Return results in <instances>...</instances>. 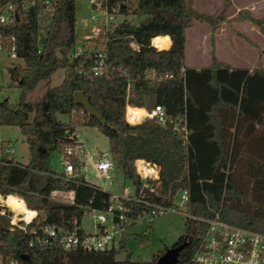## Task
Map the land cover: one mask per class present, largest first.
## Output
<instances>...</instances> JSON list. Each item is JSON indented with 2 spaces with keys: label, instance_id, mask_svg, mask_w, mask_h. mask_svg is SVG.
<instances>
[{
  "label": "trees",
  "instance_id": "trees-1",
  "mask_svg": "<svg viewBox=\"0 0 264 264\" xmlns=\"http://www.w3.org/2000/svg\"><path fill=\"white\" fill-rule=\"evenodd\" d=\"M12 1L15 15L0 24V44L22 62L6 68L19 96L14 105L0 100V125L19 129L28 159L21 164L0 157V199L7 202L18 196L36 214L22 230L0 213L2 264H157V257L117 260L113 250L65 252L56 246L28 244L31 230L40 233L45 225L72 228L73 220L78 224L86 209L108 205L109 192L84 180L82 174L66 180L50 166L51 157L62 152L76 127H94L105 136L114 167L132 183L130 196L141 190L134 162L143 159L159 167V183L153 197L145 196L148 202L168 206L179 191L186 190L189 216L217 214L226 223L264 233V68H231L215 58L212 43L220 23L246 20L264 31V16L254 18L240 9L226 19L230 0H221L216 15L197 12L191 0H136L132 13L141 18L136 24L122 20L107 34L108 66L92 76L91 55L69 56L77 41L75 0H50L53 9L41 43L37 14L42 6L24 9L18 0ZM111 1L120 2V14L126 13L125 0ZM191 19L210 29L209 64L200 69L183 66L184 32ZM167 36V49L149 45L150 39L154 43ZM132 42L138 47H132ZM57 68L63 69L62 79L46 91L44 105L27 101L25 93ZM147 68L171 77L150 82L143 74ZM74 91L83 93L100 118L79 112V105L71 100ZM126 104L145 110L162 106L168 118L164 124L149 118L127 123ZM56 114H67V122ZM178 118L184 131L172 129ZM70 160L76 166L75 159ZM53 191L70 193L71 200H55ZM122 204L130 210L127 216L142 207L130 200ZM189 216L184 217V233L178 237L186 244L174 264L187 262L206 228L204 222ZM136 237L141 242L144 235Z\"/></svg>",
  "mask_w": 264,
  "mask_h": 264
},
{
  "label": "built area",
  "instance_id": "built-area-1",
  "mask_svg": "<svg viewBox=\"0 0 264 264\" xmlns=\"http://www.w3.org/2000/svg\"><path fill=\"white\" fill-rule=\"evenodd\" d=\"M18 1L24 9L34 5L44 7L50 4V0ZM120 7V2L112 3L111 0H87L88 16L86 20L83 19L82 25L88 33H83L82 39L86 43H93V45L91 48H87L84 43L75 44L69 56L75 58L80 55H91L92 64L89 72L92 76L101 74L108 66L106 53L107 34L113 30L118 22L122 21L117 18L121 16ZM14 15L15 6L12 0H5L0 3V24H6ZM149 45L156 49L151 39L149 40ZM131 46L134 48L138 47L133 42ZM39 49L40 45L37 46V52ZM11 55L13 54L11 53ZM143 74L144 78L150 82L161 81L171 77L169 73H159L154 68L145 69ZM79 112L83 113L84 111L80 108ZM144 117L153 119L158 124H164L168 118L163 107L156 105L146 110L145 116L142 118ZM172 129L184 131L180 118L173 123ZM69 138L71 139L70 142L63 146L62 152L58 155L61 171L57 173H61L66 180L79 174L83 175L87 162L91 169L90 171L96 178L107 180L101 185H94L107 191L104 186H110L109 173L114 168L108 148L92 154L87 153L83 149L82 140L75 130L69 135ZM5 152L7 153L6 149ZM70 158L75 159L76 166L73 165ZM134 166L141 182V189L149 186L148 183L153 186L159 183V167L156 164L137 159L134 162ZM143 167L149 168L151 172L144 174L142 172ZM149 190L152 191V189ZM107 192H109L108 205L104 209L88 208L83 213L89 220L91 226L89 231H86L80 224L82 215L78 224L73 220L72 228L45 225L39 228L40 233L31 230L30 233L33 238L30 239L28 244H37L43 247L56 246L65 252L72 250L94 252L113 250L118 252L122 248L120 247V242L124 240L125 229L130 225L139 224L145 220L150 222L156 216L166 212H181V209L184 217L189 216L185 213L186 190L179 191L176 195V200L172 201L168 206L148 202L145 199L146 195L141 190L134 196L128 195L124 188L121 194L113 193L111 190ZM61 193L53 191L51 192V197ZM69 195L71 200V194L69 193ZM122 200L133 201L142 207L132 210L134 216H127L126 213L130 210L123 206ZM189 217L204 222L206 228L199 237L197 247L185 264H264V233L226 223L220 220L217 214H214L212 218ZM17 227L24 230L22 225ZM143 232L141 233L143 234ZM8 264L20 263L18 261H9Z\"/></svg>",
  "mask_w": 264,
  "mask_h": 264
},
{
  "label": "rangeland",
  "instance_id": "rangeland-1",
  "mask_svg": "<svg viewBox=\"0 0 264 264\" xmlns=\"http://www.w3.org/2000/svg\"><path fill=\"white\" fill-rule=\"evenodd\" d=\"M124 2L127 7V11L124 15L121 14V16L117 17L118 20H125L131 24H136L141 18L139 15L132 13V9L136 0H125ZM230 3L231 2H229V5L225 11L226 19L233 18L235 13L240 9L248 10L250 15L254 18H261L264 16V0H260L253 5L254 13L252 14L246 7H239V9L235 11V9L230 6ZM191 6L197 12L216 15L221 10L222 3L221 0H191ZM52 9V5L48 4L44 7H41L38 11L37 39L39 43H41L42 39L44 38ZM87 16V0H75V34L77 40L75 44L79 45L80 43H84L87 48H91L93 43H86V41L82 39V34L87 32V30H85L82 25L83 19L86 20ZM209 35L210 29L205 23L192 19L189 21L184 32L185 41L183 65L198 67L207 65L209 62L210 49ZM216 36H218V41L216 40ZM212 43L214 56L216 54L219 59L225 60L228 63L247 65L250 70L264 66V58L263 62L260 61V57L264 56V31L259 30L255 25L246 20L239 22L229 21L220 23L213 33ZM156 44L160 49L165 47V42H158ZM229 49H231L234 54L230 52ZM14 64L21 65L22 62L11 55L10 51L6 48L1 49L0 100L6 99L10 105H14L19 96V88L16 87L15 83L10 81L6 70L8 66ZM62 75V68L55 69L49 75L48 79L39 81L31 90L27 91L25 93V99L30 102L39 101L44 105L46 91L49 88L59 84L62 79ZM129 96L131 95L129 94ZM146 100H148V98H146L144 101L146 102ZM57 116L61 122H67V114H58ZM143 119H147V117H144ZM124 120L127 123L129 122L126 120L125 116ZM140 120L138 122H140ZM78 128L79 127H76L74 130L77 133H80L83 140L82 142H84L83 149L86 150L87 153H91L92 151L97 152L101 149L108 148L105 137L99 133L96 128L89 127L80 130ZM5 149L7 150V153L5 152ZM3 156L21 164H25L27 162V144L25 142L24 136L20 133L16 126L0 125V157ZM50 166L55 172L61 171L60 162L57 155L54 154L51 157ZM90 170L91 169L86 162V168L83 172L86 181L98 185H101L103 182H107L105 179L96 178V176H94ZM144 173L147 174V172ZM109 177L110 182L112 183L111 186H106L107 190H112L113 192L121 194L122 187H127V192L130 194L133 193V186L130 180L123 179L115 167L109 173ZM148 185L149 186H147V188L152 189L153 191L155 186L151 185L150 183H148ZM52 197L55 200H59L61 202H69L70 200L69 193L56 194ZM175 200L176 196L174 197L173 201ZM0 202L5 206L4 207L0 205V213L7 214L9 223L15 226H21L25 224V221L21 220V216L18 217L17 221H14L15 213L12 209L7 208L8 203L10 202L9 200L7 202H3L2 199H0ZM182 214V209L181 212H166L162 215L154 217L150 222L145 220L144 222L133 225V227L127 231L126 239L123 240V247L115 253L114 258L121 260L127 256L133 261H147L152 257H158L164 252L166 248L176 243L178 237L184 233V216ZM80 224L86 231L91 229L89 220L85 215L81 217ZM142 231H144L146 235L142 241L139 242L137 237L134 238L132 233H136L137 235ZM0 264H2L1 258Z\"/></svg>",
  "mask_w": 264,
  "mask_h": 264
},
{
  "label": "crops",
  "instance_id": "crops-1",
  "mask_svg": "<svg viewBox=\"0 0 264 264\" xmlns=\"http://www.w3.org/2000/svg\"><path fill=\"white\" fill-rule=\"evenodd\" d=\"M235 1V2H234ZM258 1H260V0H230V6L232 7V8H234L235 9V11L236 10H238L239 9V7H242V8H244V7H246V8H248L249 9V11L251 12V14L252 13H254V4H256ZM217 35V34H216ZM158 36H163V35H158ZM166 36V35H165ZM218 36H216V40L218 41V38H217ZM167 38H168V36H167ZM168 40V41H167ZM162 39L161 40V42H165V47L164 48H161V49H158V48H156L157 50H162V49H167L168 47H169V44H170V41H169V38L168 39ZM160 42V41H159ZM158 43V42H157ZM230 50V52H232L233 54H234V52L231 50V49H229ZM215 52H216V43H215ZM215 56H216V58H217V60L218 61H221V62H224V63H226L229 67H231V68H245V69H248V70H250L249 68H248V66L247 65H238L237 63H228V62H226L225 60H222V59H219L218 58V56L215 54ZM263 58H264V56H261L260 57V61L261 62H263ZM208 64H209V62L207 63V65H204V66H200V67H198V66H185V65H183L184 67H188V68H194V69H200V68H203V67H206V66H208ZM262 68H264V66H261ZM252 70V69H251ZM127 105V104H126ZM127 107H131V108H133V109H135V110H137L138 111V114L140 115V111H141V115L140 116H138L139 118H137V120H136V122L135 123H137L140 119H142V117L143 116H145V108L144 107H141V108H136V107H132V105L130 106V105H127L126 106V108ZM126 108L124 107V112H126ZM58 114H56V118L58 119V116H57ZM59 120V119H58ZM129 123V122H128ZM135 123H131V124H135ZM86 128H89V127H79L78 129L80 130V129H86ZM92 129H94V128H92ZM78 136H79V138L82 140V138H81V135H80V133L78 132ZM105 137V136H104ZM105 140L107 141V139L105 138ZM83 141V140H82ZM83 143V146H84V142H82ZM92 153H94L93 151L91 152V154ZM109 181H110V177H109ZM111 183L112 182H110V186H111ZM93 184H95V183H93ZM96 185H98V184H96ZM107 186V185H106ZM106 186H104V189L105 190H107L106 189ZM123 188L124 189H126V191H128V188L127 187H122V192H123ZM108 191V190H107ZM112 191V190H111ZM113 192V191H112ZM113 193H116V194H119V193H117V192H113ZM127 194L128 195H132L133 193H128L127 192ZM2 199V201L4 202L5 200L3 199V198H1ZM22 201V200H21ZM3 204V203H2ZM22 204L24 205V203H23V201H22ZM3 206H4V204H3ZM5 207V206H4ZM24 207L26 208V206L24 205ZM31 213H33V212H31ZM35 214H36V212H34ZM35 216V215H34ZM33 216V217H34ZM32 217V218H33ZM133 227V224L132 225H130L129 227H127L126 229H125V233H124V240L126 239V235H127V231L130 229V228H132ZM133 234V236H134V238L136 237V233H132ZM143 235H144V237H145V232H143ZM124 242V241H123Z\"/></svg>",
  "mask_w": 264,
  "mask_h": 264
},
{
  "label": "water",
  "instance_id": "water-1",
  "mask_svg": "<svg viewBox=\"0 0 264 264\" xmlns=\"http://www.w3.org/2000/svg\"><path fill=\"white\" fill-rule=\"evenodd\" d=\"M72 103L79 105V107L84 111L85 114L93 116L95 118H100L99 113L89 104L87 98L83 95L81 91H74L71 95ZM141 192L146 195L153 197L154 193L147 187H142ZM186 241L170 246L164 250V252L156 258L157 264H174L177 261V256L179 251L185 246Z\"/></svg>",
  "mask_w": 264,
  "mask_h": 264
},
{
  "label": "bare ground",
  "instance_id": "bare-ground-1",
  "mask_svg": "<svg viewBox=\"0 0 264 264\" xmlns=\"http://www.w3.org/2000/svg\"><path fill=\"white\" fill-rule=\"evenodd\" d=\"M161 42V41H160ZM157 42H154V45L156 48L160 49L157 44ZM160 44V43H159ZM139 114H138V111L131 108V107H127L126 108V112H125V117H126V120L131 122V123H134L136 122L137 118H138ZM149 168L147 167H143L142 168V172H151V170H147ZM146 170V171H145ZM145 174V173H144ZM13 198V201H10L8 203V206L7 208H10L13 210V212L15 213L14 215V221H17L18 220V217L21 216V220L25 221V223H28L30 222V219L31 217L28 216V213H31L29 210H27L24 205L22 204V201L20 198L18 197H12ZM0 205L3 206V204L0 202ZM17 205H20L19 207H17Z\"/></svg>",
  "mask_w": 264,
  "mask_h": 264
},
{
  "label": "clouds",
  "instance_id": "clouds-1",
  "mask_svg": "<svg viewBox=\"0 0 264 264\" xmlns=\"http://www.w3.org/2000/svg\"><path fill=\"white\" fill-rule=\"evenodd\" d=\"M164 39H168L167 37H165ZM9 201H13V198L12 197H9ZM20 205H17V207H19ZM35 215V213L33 212V213H28V216L29 217H32V216H34Z\"/></svg>",
  "mask_w": 264,
  "mask_h": 264
},
{
  "label": "flooded vegetation",
  "instance_id": "flooded-vegetation-1",
  "mask_svg": "<svg viewBox=\"0 0 264 264\" xmlns=\"http://www.w3.org/2000/svg\"><path fill=\"white\" fill-rule=\"evenodd\" d=\"M181 242H182V241H181ZM181 242H179V241L177 240V242L174 243L172 246H175V245H177V244H179V243H181Z\"/></svg>",
  "mask_w": 264,
  "mask_h": 264
}]
</instances>
